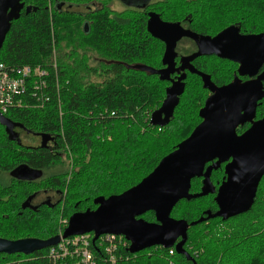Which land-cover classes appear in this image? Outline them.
<instances>
[{
	"label": "trees",
	"instance_id": "obj_1",
	"mask_svg": "<svg viewBox=\"0 0 264 264\" xmlns=\"http://www.w3.org/2000/svg\"><path fill=\"white\" fill-rule=\"evenodd\" d=\"M25 1L31 10L28 14L21 12L11 23L0 50V63L8 70L40 69L46 77L40 89H36L38 80L30 78L4 117L28 131L56 138L55 185L62 200L52 226L34 216H15L11 222L0 220V237L8 241L24 237L44 241L61 236L72 214L94 210L95 198L120 195L148 176L200 123L198 113L208 94L196 76L188 75L169 124L163 128L150 125L146 116L165 98V90L155 88L168 83L153 74L161 67L163 51L140 23L128 19L116 28L105 21V31L96 33L94 45L90 37L95 31L81 41L85 51L113 62L97 67L82 59L86 52H71V27L66 18H57L45 9L47 0ZM168 1L169 11L180 14L175 20L185 21L205 35L213 36L230 26L246 33H264V0ZM198 68L206 70L213 80L224 73L225 66L216 59H207ZM261 108L259 113L264 103ZM107 130L111 137L104 140L100 134L105 135ZM20 148L0 125V171H10L22 160L34 168L51 165L49 152L29 153ZM221 177V173L213 172L212 183ZM200 188V179H194L189 192L197 194ZM22 191L28 193L30 188L24 185ZM207 210L216 211L211 195L180 201L171 217L191 223ZM142 218L155 221L151 212ZM124 243L121 238L113 264H264V176L248 212L189 228L183 249L193 261L176 254L173 248L152 247L130 254L129 243ZM48 249L27 256L0 254V264H53ZM91 250L97 264H112L99 243H94Z\"/></svg>",
	"mask_w": 264,
	"mask_h": 264
},
{
	"label": "water",
	"instance_id": "obj_2",
	"mask_svg": "<svg viewBox=\"0 0 264 264\" xmlns=\"http://www.w3.org/2000/svg\"><path fill=\"white\" fill-rule=\"evenodd\" d=\"M20 1L0 0V50L11 23L19 18ZM28 11L29 8L26 13ZM147 27L154 39L165 43L164 68L152 72L159 81L171 84L166 88L161 106L151 114L150 125L157 128L167 126L184 92L185 75L178 76L175 81L170 79L179 71L175 68V47L181 38L193 40L198 47L197 54L186 59L183 65H187L185 68L191 74H197L202 79L203 88L211 93L199 110L201 122L137 185L120 195L97 197L93 200L94 210L72 214L61 236L44 241L0 239V254L27 256L56 246L61 239L92 234V245L100 236H121L129 243L130 254L152 247L173 248L176 254L193 261L183 249L189 228L214 219L227 221L251 209L264 176V118L253 123L240 137L236 136L235 128L251 120L256 103L264 99V73L254 81L233 82L215 88L208 76L196 73L188 64L196 57L214 55L237 63L240 76L253 77L264 63V33L239 36L237 28L228 27L213 38L198 37L179 24L161 23L156 17H150ZM0 125L14 140L12 129L18 125L1 114ZM211 162L214 163L205 168ZM224 163V177L215 190L210 175ZM194 179H202L200 192L190 194ZM209 195H214L216 211L207 210L191 223L171 217L173 208L180 201ZM148 212L154 214V222L142 218Z\"/></svg>",
	"mask_w": 264,
	"mask_h": 264
},
{
	"label": "flooded vegetation",
	"instance_id": "obj_3",
	"mask_svg": "<svg viewBox=\"0 0 264 264\" xmlns=\"http://www.w3.org/2000/svg\"><path fill=\"white\" fill-rule=\"evenodd\" d=\"M168 0H47V6L45 9L49 11L51 15H54L57 18H66L67 25L70 28V49L71 52L75 51H84L86 56L91 57L90 63L93 66L101 67L103 65H108L113 63L107 61L101 54H92L85 51L81 47V42L85 37H88L92 31H105L103 25L105 21L107 23H113V26L118 28L117 25H120L122 21H127L132 19L133 23L138 22L143 27V31H148V21L150 17L157 18L161 23L166 24H179L184 30H188L191 34H194L198 37H210L213 38L220 32L216 33L213 36L205 35L199 31H194L190 28V24L185 21H177L174 18L179 17L178 12H170L169 6H167ZM22 9L19 12L28 14L31 10L30 5H25L26 1L21 0ZM27 8L29 11L26 13ZM177 14V15H175ZM174 19V20H169ZM235 27V26H230ZM238 29L239 36H249L257 35L255 33H246V31ZM116 30V29H114ZM149 37L153 40L154 44L162 48L164 53L165 43L154 39L150 34ZM100 51L103 52V48H100ZM198 47L196 43L189 38H181L175 47L176 59H175V68H178L179 71L170 76V79L176 80L178 76L185 75L186 78L188 75L196 76L202 83V79L197 74H191L188 68H185L187 65H183V62L187 59L189 60L194 54H197ZM163 55V54H162ZM207 59H216L220 61L225 69H222L224 72L221 76H214L212 80V75H209L201 71L198 66L206 62ZM209 62V60H208ZM182 66V67H181ZM196 73L204 74L209 77L211 84L215 88H221L227 86L233 82H239L241 84L254 81L258 76L264 73V63L259 67L257 73L253 77L249 76H240L239 74V65L237 63L220 59L214 55L211 56H202L196 57L190 61L188 64ZM164 67L155 69L156 71L162 70ZM158 77V76H157ZM100 78V77H99ZM185 78V80H186ZM216 78L218 80H216ZM185 80H184V89H185ZM168 88L171 84L169 82ZM264 88V81L262 82ZM203 86V83H202ZM165 88V91H166ZM204 89V88H203ZM208 94L206 99L211 95V93L204 89ZM165 99V98H164ZM164 101V100H163ZM205 102V101H204ZM264 103V99L259 100L256 103V110L254 116L251 120L239 124L235 128V134L237 137L243 135L253 123L260 121L264 118V110L259 113L261 110V105ZM162 104V103H161ZM204 105V104H203ZM260 114V115H259ZM201 122V120H200ZM12 136L14 141L20 150L25 152L35 153L38 151H47L50 153V162L43 169L34 168L27 161L22 160L23 162L16 165L10 171H0V220L11 222V218L17 217L19 219L29 218L31 216L36 217L37 219H43L45 224L52 226L54 223V212L56 211L57 206L61 203V196L57 191L55 185V179L57 176V167H55L56 157H57V143L56 138L51 135H42L41 133L28 131L21 126L14 127L12 129ZM62 160H65L63 154L60 155ZM216 162V161H214ZM206 164L205 168L210 166L212 163ZM225 164H221L213 172H219L222 174L221 180H215V183H212L215 190L221 184L224 177V167ZM210 180L211 175H210ZM202 181V179H200ZM212 182V181H211ZM27 186L30 188V191L27 193L22 191L23 187ZM214 197V195H211ZM24 206V207H23ZM33 237H24L16 240H23ZM2 239V237H0ZM33 239H37L36 237ZM38 240V239H37Z\"/></svg>",
	"mask_w": 264,
	"mask_h": 264
},
{
	"label": "built area",
	"instance_id": "obj_4",
	"mask_svg": "<svg viewBox=\"0 0 264 264\" xmlns=\"http://www.w3.org/2000/svg\"><path fill=\"white\" fill-rule=\"evenodd\" d=\"M33 77L36 81L38 80L36 89L44 86L42 82V79L46 77L44 71L32 70L29 67L8 70L3 63H0V114L2 116L13 106V98L19 97L27 81ZM92 238L93 235L90 234L61 239L56 246L48 249V257L53 264H97L91 250ZM121 238L124 239L121 236L104 235L95 241L103 248L112 264L115 263L114 254ZM125 243L128 244L126 241Z\"/></svg>",
	"mask_w": 264,
	"mask_h": 264
},
{
	"label": "rangeland",
	"instance_id": "obj_5",
	"mask_svg": "<svg viewBox=\"0 0 264 264\" xmlns=\"http://www.w3.org/2000/svg\"><path fill=\"white\" fill-rule=\"evenodd\" d=\"M125 31H127V30H125ZM96 33H98V31H95V33L90 37V39H91V42L90 43H92V45H94V42H95V36H96ZM81 42V41H80ZM89 53H94V54H97V53H95V52H93V51H91V50H89ZM163 57V56H162ZM55 59H57L56 58V56H55ZM82 59L86 62L87 60H88V62H87V64H90V65H92L91 63H90V57H88V56H86V55H82ZM162 60V58L160 59V61ZM150 64H152V63H150ZM161 65V64H160ZM158 68H160V67H158ZM159 79V78H158ZM146 82H150V84H152V82L150 81V80H145ZM164 86V87H163ZM163 87V88H162ZM167 86H165L164 84H162V85H158V87L157 88H155L157 91H160V90H165V88H166ZM158 88H159V90H158ZM164 94V93H163ZM164 100V99H163ZM163 100H162V102H163ZM161 102V103H162ZM159 103V102H158ZM157 104H155V106H156ZM154 106V107H155ZM161 106V105H160ZM160 106H158L157 108H155L153 111H156ZM154 107H152V108H154ZM152 111V112H153ZM151 112V113H152ZM146 114H148V113H146ZM150 116H151V114H148V116H146V119L147 120H149L150 119ZM159 131V130H158ZM106 132H108V133H106L105 135L104 134H100L101 135V137L105 140H107L108 139V137H111V134H110V132L111 131H106ZM87 210V209H86ZM62 235V234H61Z\"/></svg>",
	"mask_w": 264,
	"mask_h": 264
},
{
	"label": "bare ground",
	"instance_id": "obj_6",
	"mask_svg": "<svg viewBox=\"0 0 264 264\" xmlns=\"http://www.w3.org/2000/svg\"><path fill=\"white\" fill-rule=\"evenodd\" d=\"M94 255V254H93Z\"/></svg>",
	"mask_w": 264,
	"mask_h": 264
}]
</instances>
